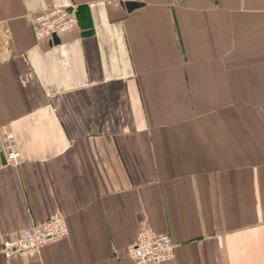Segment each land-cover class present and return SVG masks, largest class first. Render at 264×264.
Returning <instances> with one entry per match:
<instances>
[{"label":"crops","instance_id":"1","mask_svg":"<svg viewBox=\"0 0 264 264\" xmlns=\"http://www.w3.org/2000/svg\"><path fill=\"white\" fill-rule=\"evenodd\" d=\"M55 6L77 27L39 44ZM0 130V247L69 229L0 264H135L142 221L159 264H264V0H0Z\"/></svg>","mask_w":264,"mask_h":264},{"label":"built area","instance_id":"2","mask_svg":"<svg viewBox=\"0 0 264 264\" xmlns=\"http://www.w3.org/2000/svg\"><path fill=\"white\" fill-rule=\"evenodd\" d=\"M107 4H122L128 1L145 0H101ZM147 1V0H146ZM75 11L62 6L45 8L31 17V28L39 44H44L52 35L62 36L77 27ZM0 146L6 162L17 165L20 152L14 135L0 130ZM69 235L64 218L56 215L41 224H32L14 239L3 240L0 254L9 259L17 255L36 256L40 249L58 239ZM175 244L168 234L152 235L145 221L139 224L135 243L127 250L129 259L135 264H159L175 260Z\"/></svg>","mask_w":264,"mask_h":264},{"label":"water","instance_id":"3","mask_svg":"<svg viewBox=\"0 0 264 264\" xmlns=\"http://www.w3.org/2000/svg\"><path fill=\"white\" fill-rule=\"evenodd\" d=\"M125 3H126V5H127V7L129 9H131L133 7L140 6L142 4V2H133V1H128V2H125ZM52 37H57V35H54V36L52 35ZM4 161H6V159Z\"/></svg>","mask_w":264,"mask_h":264}]
</instances>
